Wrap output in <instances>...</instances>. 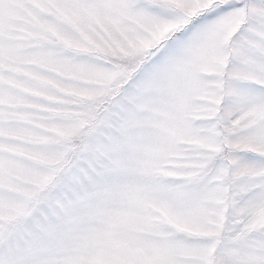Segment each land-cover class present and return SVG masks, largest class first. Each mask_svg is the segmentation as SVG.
Returning <instances> with one entry per match:
<instances>
[{
	"label": "snow or ice",
	"instance_id": "6c2138e0",
	"mask_svg": "<svg viewBox=\"0 0 264 264\" xmlns=\"http://www.w3.org/2000/svg\"><path fill=\"white\" fill-rule=\"evenodd\" d=\"M0 264H264V0H0Z\"/></svg>",
	"mask_w": 264,
	"mask_h": 264
}]
</instances>
